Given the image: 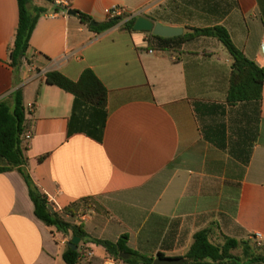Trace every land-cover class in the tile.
Segmentation results:
<instances>
[{
  "label": "crops",
  "instance_id": "1",
  "mask_svg": "<svg viewBox=\"0 0 264 264\" xmlns=\"http://www.w3.org/2000/svg\"><path fill=\"white\" fill-rule=\"evenodd\" d=\"M32 7L47 12L17 73L9 53L19 3L0 0V102L22 90L32 133L27 170L55 212L96 239L128 236L130 249L154 260L184 258L203 230L214 244L236 239L248 243L236 253L264 256V241L255 246L252 238L264 235V86L259 109L230 107L233 60L219 41L200 38L172 54L148 49L146 33L124 30L139 17L182 28L221 25L264 68V0H33ZM116 7L128 19L103 33L68 13L100 24ZM86 70L107 88L106 109H75L72 94L46 81L58 71L77 82ZM222 127L225 148L210 140ZM232 147H249V164ZM72 238L36 217L18 171L0 172V264H66ZM80 251L78 264L110 256L88 241Z\"/></svg>",
  "mask_w": 264,
  "mask_h": 264
},
{
  "label": "trees",
  "instance_id": "2",
  "mask_svg": "<svg viewBox=\"0 0 264 264\" xmlns=\"http://www.w3.org/2000/svg\"><path fill=\"white\" fill-rule=\"evenodd\" d=\"M32 1L18 0L20 11L19 25L9 53L10 65L17 73L28 59L30 42L37 23L40 17L47 12L42 8H33ZM75 12L81 22L96 33H103L125 20V18H117L93 26L92 22L94 21L92 17L79 11ZM149 18L156 23L160 22V20L165 21L164 19ZM137 19L132 18L125 21L124 30L131 34L136 33L134 26ZM186 28H191L195 32L175 38H162L154 36L152 32H143L148 35V49L173 54L179 53L184 45L200 38L219 41L233 60V71L230 77L226 101L227 105L234 107L239 104H254L259 109L263 100L264 68L246 57L242 50L235 45L231 35L224 26L216 25L206 28ZM46 81L48 85L56 86L72 94L75 98V109L80 105H89L98 109H106L107 107L108 90L92 70H86L77 82L72 81L58 71L48 73L46 75ZM201 107L202 104H197V111H200ZM220 108L223 109L221 106ZM28 115L29 111L25 105L21 89L16 90L9 99L0 102V158L5 163L3 167H0V172L16 170L21 174L28 186L30 198L34 203L36 217L45 223V225L55 228L60 233H71L73 238H80L81 243L88 241L103 247L108 254L123 261L125 264H153V258L142 255L129 248L128 236H123L116 243L96 239L89 235L82 225L67 221L58 212H51V203L47 196L35 184L27 170L28 158L26 157L27 147L24 146V135L28 132ZM215 135H217L218 140H210L217 143L220 147L225 148V127L220 128ZM256 138L257 134L255 132L254 142ZM231 152L235 157L243 160L246 165L249 164L251 158V150L249 147L247 150L232 147ZM243 152L246 154L243 155ZM43 160L44 157H41L40 161ZM247 244L227 237L223 244H214L210 240V231L203 230L195 234L193 245L188 254L183 258L185 260L184 264L264 263L263 255H251L245 249L242 254L236 253L241 246H246ZM121 255H128V257L123 259L120 257ZM81 257L80 245L77 250H73L68 245L63 254V259L66 264H78ZM159 257L164 258L162 255H159Z\"/></svg>",
  "mask_w": 264,
  "mask_h": 264
},
{
  "label": "water",
  "instance_id": "3",
  "mask_svg": "<svg viewBox=\"0 0 264 264\" xmlns=\"http://www.w3.org/2000/svg\"><path fill=\"white\" fill-rule=\"evenodd\" d=\"M69 15H76V12L73 10H70ZM93 26H97L98 23L92 22ZM134 30L136 32H152L154 36L162 37V38H175V37H181L185 34H192L195 32V30L191 28H182V27H172L167 26L163 24H156L153 21H151L148 18L145 17H139L135 23ZM50 210L52 213L55 212V209L53 206H50ZM81 243L80 238H73L71 242L68 243L70 247L73 248V250H77L79 245ZM121 258H127L128 255H121ZM185 260L183 258H157L154 260L153 264H184Z\"/></svg>",
  "mask_w": 264,
  "mask_h": 264
},
{
  "label": "built area",
  "instance_id": "4",
  "mask_svg": "<svg viewBox=\"0 0 264 264\" xmlns=\"http://www.w3.org/2000/svg\"><path fill=\"white\" fill-rule=\"evenodd\" d=\"M117 18H125V20H127L128 15L126 13V10L123 8H119V7L112 9L109 12L108 19L113 20V19H117ZM262 51L264 53V46L262 47ZM31 139H32V133L27 132L24 135V143L30 142ZM252 238L257 241V245H259V246H261L260 244L264 241V235L260 232L254 233ZM86 255L91 256L89 253H86ZM105 264H123V261L116 259L115 257L110 255L106 258Z\"/></svg>",
  "mask_w": 264,
  "mask_h": 264
}]
</instances>
